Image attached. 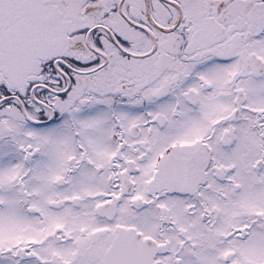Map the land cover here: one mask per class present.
<instances>
[{
	"label": "snow or ice",
	"instance_id": "snow-or-ice-1",
	"mask_svg": "<svg viewBox=\"0 0 264 264\" xmlns=\"http://www.w3.org/2000/svg\"><path fill=\"white\" fill-rule=\"evenodd\" d=\"M0 264H264V0H0Z\"/></svg>",
	"mask_w": 264,
	"mask_h": 264
}]
</instances>
